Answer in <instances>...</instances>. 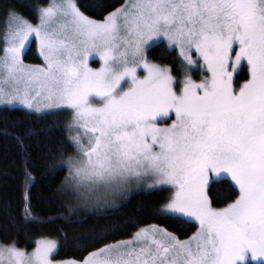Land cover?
<instances>
[{
	"label": "snow or ice",
	"instance_id": "6c2138e0",
	"mask_svg": "<svg viewBox=\"0 0 264 264\" xmlns=\"http://www.w3.org/2000/svg\"><path fill=\"white\" fill-rule=\"evenodd\" d=\"M32 12L8 6L0 20V105L67 111V138L47 165L66 174L45 198L59 211L36 215L29 133L15 137L26 160L23 219L79 223L112 215L133 190L160 188L164 202L145 211L195 231L181 239L137 224L115 239L132 225L113 222L80 237L86 254L66 259L49 235L28 250L6 234L0 264H264V0H116L100 19L79 0H40ZM161 38L180 75L148 58ZM33 43L38 64L25 62ZM221 177L232 198L217 207L211 185Z\"/></svg>",
	"mask_w": 264,
	"mask_h": 264
},
{
	"label": "trees",
	"instance_id": "16d2710c",
	"mask_svg": "<svg viewBox=\"0 0 264 264\" xmlns=\"http://www.w3.org/2000/svg\"><path fill=\"white\" fill-rule=\"evenodd\" d=\"M39 2L40 0H0V20L3 19L4 10L8 6H14L23 15L32 17V6ZM115 2L116 0H79L82 10L96 19L101 18V13L108 4ZM147 54L150 60L168 65L173 69L174 75H180L181 69L178 65L181 59L176 50L169 49L163 41L151 45ZM25 62H41L35 43L26 50ZM67 118V111L35 113L17 107H0V238L6 234L11 238H18L21 247L31 250L35 239L41 235H49L58 239L62 245L56 259H66L81 258L86 254L85 246L79 242L80 237L101 228H108L113 222L132 225L118 233L115 239L126 238L128 233L135 231L137 224H159L167 227L169 231L176 232L181 239L195 231L191 222L180 223L176 219L153 216L145 211L164 202L168 193L160 188L134 191L128 199L118 204L112 215L85 216L80 218L81 222L73 224L57 222L52 225H36L25 221L21 206L26 183L23 176L25 150L18 146L15 137L20 133H29L26 150L31 156L28 162L32 165L31 171L35 177L31 187L34 213L41 217L54 216L59 209L49 211L50 205L45 202V198L50 190L60 183L66 172H49L47 165L51 161L48 152L66 140L64 126ZM211 188V195L217 207L223 206L232 198V189L227 178L214 180Z\"/></svg>",
	"mask_w": 264,
	"mask_h": 264
},
{
	"label": "rangeland",
	"instance_id": "374dc122",
	"mask_svg": "<svg viewBox=\"0 0 264 264\" xmlns=\"http://www.w3.org/2000/svg\"><path fill=\"white\" fill-rule=\"evenodd\" d=\"M160 41H163L166 45H167V41H165V40H163V38H161V39H159V40H157V41H155V42H150V45H149V47L151 46V45H153L154 43H157V42H160ZM35 47H36V51H37V54L39 55V50H38V47L36 46V44H35ZM148 47V48H149ZM167 47L169 48V49H175L174 47H169L168 45H167ZM176 50V49H175ZM177 52V51H176ZM39 58H40V60H41V62H42V58L40 57V55H39ZM41 62H39V63H41ZM26 63H28V62H26ZM89 63H90V65L92 66V67H99V58L98 57H90V59H89ZM29 64H38V63H29ZM138 71H140V72H142L143 71V69H140V70H138ZM191 71H192V74H193V76H194V78H196V76H199V68H198V66H192V69H191ZM196 79H199V77L198 78H196ZM0 107H17V108H22V109H25V110H27V111H30V110H28V109H26V108H24L22 105H19V104H14V105H0ZM31 112H34V111H31ZM36 113V112H35ZM221 178H226V177H221ZM221 178H217V179H215V180H218V179H221ZM141 189H143V188H141ZM139 190V189H138ZM134 191H137V190H133V192ZM132 192V193H133ZM184 239V238H183Z\"/></svg>",
	"mask_w": 264,
	"mask_h": 264
}]
</instances>
